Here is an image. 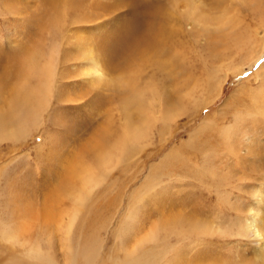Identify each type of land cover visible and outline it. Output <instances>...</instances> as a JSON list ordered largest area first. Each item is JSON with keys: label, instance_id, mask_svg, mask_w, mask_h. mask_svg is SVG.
<instances>
[{"label": "rangeland", "instance_id": "rangeland-1", "mask_svg": "<svg viewBox=\"0 0 264 264\" xmlns=\"http://www.w3.org/2000/svg\"><path fill=\"white\" fill-rule=\"evenodd\" d=\"M185 1L0 0V224L19 242L0 238V264H41L32 250L70 264L62 239L77 210L70 245L81 237L99 249L96 264H178L181 253L191 264L260 263L264 246L241 235L238 216L254 214V193L264 191V73L255 77L264 0H194L203 17L193 24ZM152 28L164 30L163 57L132 51ZM87 47L108 82L88 81ZM129 111L151 122L150 137L122 162L113 156L77 207L85 175L101 170L97 155L117 154ZM194 223L213 234L192 232Z\"/></svg>", "mask_w": 264, "mask_h": 264}, {"label": "bare ground", "instance_id": "bare-ground-1", "mask_svg": "<svg viewBox=\"0 0 264 264\" xmlns=\"http://www.w3.org/2000/svg\"><path fill=\"white\" fill-rule=\"evenodd\" d=\"M183 16L187 18L188 21H190L192 24L196 23L198 21V19H201L202 13L200 12V9L196 3V1L194 0H186L184 7H183ZM162 32L164 33V30H162L161 28H159V31L155 30V28L151 29L149 34L145 37L146 34H144L143 36H141V42H138V40H135V42H132L131 45L133 46L132 50L133 52H152L154 53L157 57L162 56L164 54H166V49H165V43L162 40H159V37H161ZM142 34V33H141ZM138 38V36H136ZM90 38V37H89ZM84 42V41H83ZM78 43V42H77ZM88 44V43H87ZM91 46V44H90ZM83 53V56L85 58V60L87 61L86 64H88L87 66L89 67V74L87 75L88 77V81L90 83L93 82H101L102 80L104 81L105 79L107 80V78L104 77V73L107 72V69L105 67V64L102 61V57L100 58L99 55L97 54L96 50L94 48H84V49H80ZM81 53V54H82ZM135 54V53H134ZM252 57V56H251ZM264 57L261 56L260 58L262 59ZM257 59V61H260L261 59ZM246 63V62H245ZM84 64V63H83ZM86 68V67H85ZM87 73V72H86ZM264 73V63L261 65L260 70L256 72L255 77L258 76L259 78H262V74ZM107 74V73H106ZM51 75L47 76L46 79V83L44 85L45 90H44V97L45 94L48 92V87H49V79H50ZM105 78V79H104ZM102 81V82H103ZM109 80H107L108 82ZM220 91V90H219ZM144 93V92H143ZM142 93V94H143ZM145 94V93H144ZM26 98V99H25ZM25 102H23L21 100V103L19 104L18 108V112H20L21 114V109H24L27 105H29L28 103H30V101L32 102H36L35 100L37 99L36 95L34 93H32L29 98L25 97ZM40 100V99H39ZM38 100V101H39ZM148 100V99H147ZM145 104V103H144ZM139 108V107H138ZM138 110V109H137ZM130 112V111H129ZM132 112V111H131ZM130 112V118L128 120V122H124L127 124V126L123 127L122 129V134H121V141L119 147H116V152L117 154H113L112 151L110 152H106L105 154H101L99 153V156L97 155V160H98V167L101 169L97 174L96 171H94L93 173H95V175H93V173L89 172V170H86V172L88 171V175H85V179L83 184H81L82 189L79 192H75L73 195L75 196L76 200V206L80 207L84 205V202L87 200V197L91 195L92 191L95 189V187L99 186L100 184H102V182L105 181V179L108 177L109 175V168H113V166L115 167V164H118V162H122V159H125L128 156L129 153V149L130 148H136L141 145V147L143 148V141L145 139H148L150 136V128H151V122H149V120H147V118L144 121H141L140 119H136L134 115V113ZM172 113V112H171ZM170 113V114H171ZM128 114V113H127ZM169 114V113H168ZM129 116V115H128ZM24 118V116L22 117ZM26 118V117H25ZM138 118V117H137ZM34 119V118H33ZM163 119V117H162ZM166 119V118H164ZM168 120V119H167ZM156 121V118H155ZM119 132H117L118 134ZM163 133V132H162ZM116 134V133H115ZM118 137V136H117ZM106 139V138H105ZM104 139V140H105ZM230 140V138H229ZM118 141V140H117ZM106 145V144H104ZM247 146V145H246ZM113 147V146H112ZM115 147V146H114ZM140 147V148H141ZM104 148L103 144L99 147V145H97V147H95V153L97 154V152H101V150ZM249 148V147H246ZM109 149V147H108ZM161 149V148H160ZM115 150V148H114ZM246 150V149H245ZM104 152V151H103ZM247 152V151H246ZM101 154V155H100ZM175 155V154H173ZM113 156L114 159H116V161L113 163ZM131 158V157H130ZM96 162V161H95ZM114 165H113V164ZM91 170V169H90ZM94 170V169H93ZM82 174H84L82 172ZM81 176V175H79ZM73 180V178L71 179V181ZM83 180V179H81ZM75 184V183H74ZM72 185V184H71ZM79 187V186H78ZM100 187V186H99ZM75 188V186H74ZM81 188V187H80ZM75 190V189H74ZM78 191V190H77ZM72 192H73V188H72ZM61 195V194H60ZM254 197L256 199V207L257 210L253 211V209L250 208L249 213L254 212V214L249 215L250 217H247L245 215H243L241 212V217L238 216V218H240L241 220V226H240V233L241 235H243L244 237H247L248 239H253L254 242L258 243L259 245H263L264 246V191H260L259 193L257 192V195L254 193ZM71 198V197H70ZM71 200V199H70ZM73 200V199H72ZM72 202V201H71ZM73 203V202H72ZM73 205V204H72ZM75 208V207H74ZM255 208V207H253ZM235 210V209H234ZM247 210V209H246ZM62 212V211H61ZM78 213H76L74 216V218L72 219V224L71 227L69 229V233L68 236L62 239V243L64 247H67L68 250L71 249L72 254L71 256L72 259H70L69 261H67L70 264H77V260L78 259H82L84 258V264H96V259L97 256L96 254L100 251L99 249H92L91 251L87 250V248L85 247V245L82 243H80V238L77 237V239L75 240L76 242L74 243V246H71L73 243V239H74V235L76 236L78 234V231H80L79 228V223L81 221L82 216L80 215V211L77 210ZM45 213V212H44ZM45 215V214H44ZM66 216V215H65ZM25 217V216H24ZM68 217V215H67ZM69 219V220H71ZM78 219V220H77ZM31 220V219H30ZM43 220V219H42ZM24 221V219H23ZM41 221V220H40ZM46 221V220H45ZM238 221V220H237ZM43 222V221H42ZM35 224V223H34ZM5 225V224H4ZM69 225V224H68ZM67 225V226H68ZM17 227V226H16ZM29 227V224H28ZM192 232H196L197 234H201V237H206L207 234H213L212 233V228H210L209 226H205L203 224H198V223H194L192 224V226H189ZM6 228V233L4 234V231L2 230V226L0 224V238L5 241H7L10 246L12 248H14L17 243H19L17 241V243L14 241L16 239L15 235H17L18 231H15L16 229L13 228V226H5ZM18 228V227H17ZM55 228V227H53ZM66 228V227H65ZM186 229V228H185ZM29 230V229H26ZM61 230V229H60ZM203 231V233H202ZM183 232V231H182ZM191 232V233H192ZM73 233V234H72ZM72 234V235H71ZM183 234V233H182ZM181 234V235H182ZM193 234V233H192ZM239 234V232H238ZM25 235V233H24ZM180 235V234H179ZM237 235V234H236ZM241 237V236H240ZM181 238V237H180ZM188 236H184L181 240H183L184 242L186 240H188ZM20 239V238H19ZM86 239V238H85ZM11 240H13L14 242H12ZM17 240V239H16ZM200 240V239H199ZM21 241V240H20ZM4 242V241H3ZM71 242V245H70ZM201 242V241H200ZM195 243V241H191L189 245V247L193 246V244ZM198 243V242H197ZM5 244V243H4ZM8 245V244H7ZM191 245V246H190ZM195 245V244H194ZM2 246V245H1ZM90 246V245H89ZM17 247V246H16ZM188 247V248H189ZM2 248V247H1ZM28 248V247H27ZM5 249V248H4ZM8 249V248H7ZM29 249V248H28ZM193 249V248H192ZM194 249H197V247H195ZM193 249V250H194ZM1 250V249H0ZM8 251V250H7ZM6 251V252H7ZM11 251V249L9 250ZM8 251V252H9ZM71 251H68V254L66 255L65 260H67L69 253ZM7 252V254H8ZM17 252V251H16ZM186 252V250H185ZM205 252V251H204ZM22 253V252H21ZM26 253V252H25ZM24 253V254H25ZM134 253V252H133ZM191 253V251H190ZM3 254V253H1ZM16 254V253H15ZM20 254V253H19ZM264 254V251L263 253ZM10 255V254H9ZM18 255V254H17ZM141 255V254H140ZM210 255V254H209ZM216 255V254H214ZM5 256V255H4ZM8 256V255H7ZM15 256V255H13ZM22 256V255H21ZM21 256H16L17 258H21ZM24 256V255H23ZM29 258H34L37 260H40L42 263L41 264H54L52 257L46 255L45 253H43L42 251H38V250H32L29 252ZM134 256V255H133ZM139 256V255H138ZM142 256V255H141ZM189 255H187L186 253H181L180 255L177 254V259H178V264H191L190 263V257H188ZM51 257V258H50ZM135 257V256H134ZM140 257V256H139ZM193 257V256H192ZM215 257V256H214ZM220 257L217 256V258ZM8 258H12V256H8ZM16 258V259H17ZM19 258V259H20ZM142 257L139 258V260H141ZM180 258V260H179ZM213 258V257H212ZM222 258V257H221ZM260 258V263L258 264H264V255L263 257H258ZM257 258V259H258ZM3 259V258H2ZM5 259V258H4ZM7 259V258H6ZM17 259V261L19 260ZM23 259H25V257H23ZM126 259V258H125ZM147 259V258H146ZM145 259V264H150L147 263L148 261ZM198 259V258H197ZM205 260H207L208 258H204ZM256 259V260H257ZM15 260V257H14ZM155 260V259H154ZM202 260V258H201ZM200 260V261H201ZM203 260V262L205 261ZM218 259H208L206 263L208 264H220L217 261ZM251 260V259H250ZM259 260V259H258ZM3 261V260H2ZM13 261V260H12ZM16 261V260H15ZM118 261V259H117ZM135 261V260H134ZM216 261V262H214ZM255 261V260H254ZM1 262V261H0ZM29 262V261H28ZM37 262V261H36ZM45 262V263H44ZM137 262V261H136ZM176 262V263H177ZM203 262H199L197 260L196 264H200ZM226 262V261H225ZM251 262V261H250ZM256 262V261H255ZM259 262V261H258ZM117 263V262H116ZM133 263V262H132ZM138 264H143V262H137ZM154 263V262H153ZM205 263V262H204ZM242 264H248L247 260H245L244 258H242L241 262ZM12 264H20L17 262H13ZM66 264V262L64 263ZM152 264V263H151ZM251 264V263H250ZM254 264V263H253Z\"/></svg>", "mask_w": 264, "mask_h": 264}]
</instances>
